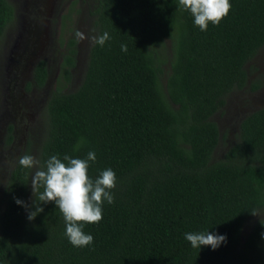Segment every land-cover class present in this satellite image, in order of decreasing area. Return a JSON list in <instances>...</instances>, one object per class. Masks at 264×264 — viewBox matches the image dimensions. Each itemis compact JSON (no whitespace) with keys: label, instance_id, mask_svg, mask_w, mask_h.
Instances as JSON below:
<instances>
[{"label":"trees","instance_id":"1","mask_svg":"<svg viewBox=\"0 0 264 264\" xmlns=\"http://www.w3.org/2000/svg\"><path fill=\"white\" fill-rule=\"evenodd\" d=\"M219 25L201 31L179 0H92L93 37L77 86L50 91L38 141L20 152L0 196V264H264V106L239 122L221 157L212 153L219 131L212 115L228 92L255 89L246 64L264 45V0H229ZM0 0V36L13 14ZM59 79L75 64L74 33L63 42ZM125 45L127 51H122ZM44 61L32 78L45 81ZM62 82V83H63ZM84 143L74 150L80 139ZM94 180L111 168L114 202L102 219L83 224L94 237L74 247L54 202H39L18 158H86ZM29 207L18 205L15 200ZM43 212L33 220L34 203ZM216 232L227 242L193 248L185 233ZM243 233V232H242Z\"/></svg>","mask_w":264,"mask_h":264},{"label":"rangeland","instance_id":"2","mask_svg":"<svg viewBox=\"0 0 264 264\" xmlns=\"http://www.w3.org/2000/svg\"><path fill=\"white\" fill-rule=\"evenodd\" d=\"M8 1L13 6V14L0 36V196L20 152L30 144L33 154L50 91L58 83L64 91L74 89L79 83L93 37L92 19L88 13L92 0ZM76 30L87 38L78 42ZM73 33L76 40L75 64L65 85L58 78L62 44ZM40 60L44 61L46 76L44 83L37 85L32 73ZM246 73L247 79L255 81L259 88L231 90L226 94L221 109L212 115L219 131L213 158L221 157L225 147L235 140L239 120L264 106V45L246 64ZM255 213L249 218L262 215L264 210ZM249 225L247 223L243 227L242 235Z\"/></svg>","mask_w":264,"mask_h":264},{"label":"clouds","instance_id":"3","mask_svg":"<svg viewBox=\"0 0 264 264\" xmlns=\"http://www.w3.org/2000/svg\"><path fill=\"white\" fill-rule=\"evenodd\" d=\"M179 4L190 11L194 17V24L201 31L207 30L209 22L219 25L232 7L229 0H179ZM75 37L78 42L87 38L79 30L75 31ZM109 39L107 32L98 37H92V40L100 46ZM121 50L126 52V46L122 45ZM84 142L81 138L74 150L78 151ZM95 159L94 151H89L86 158H72L66 154L61 159L57 155H52L43 164L39 159L28 154L18 158L20 166L36 169L31 175L32 191L37 192L43 187V192H40L38 196L39 202L55 203L66 221L65 235L74 247L91 245L94 240L91 234H86L82 230L83 224L78 222H99L102 219L103 202L107 201L109 204L114 202L111 189L116 186V174L111 168H107L93 180L88 175V169L89 162H94ZM15 202L26 209L29 207L22 200L16 199ZM34 206L35 211L28 212L29 220H33L38 213L43 212V208L38 203H34ZM185 239L193 248L198 249L201 246H210L215 250L222 243L227 242L226 235L208 231L185 233Z\"/></svg>","mask_w":264,"mask_h":264},{"label":"flooded vegetation","instance_id":"4","mask_svg":"<svg viewBox=\"0 0 264 264\" xmlns=\"http://www.w3.org/2000/svg\"><path fill=\"white\" fill-rule=\"evenodd\" d=\"M257 88H259V87H257ZM257 88H255V89H257ZM253 90H254V89H253ZM262 107H263V106H262ZM260 108H261V107H260ZM249 113H250V112H249ZM243 117H244V116H243ZM243 117H242V118H243ZM242 118H241V119H242ZM241 119H240V120H241ZM240 120H239V122H240ZM239 122H238V124H237V130H238ZM255 214H256V213H255ZM252 215H253V214H252ZM257 218H264V213H262V215H257L255 218L252 217V219H251V218L248 219L247 222L250 223V225L248 226L246 233L249 231L250 227L252 226V224L254 223V221H255ZM242 236H243V235H242V232H241V238H242Z\"/></svg>","mask_w":264,"mask_h":264}]
</instances>
